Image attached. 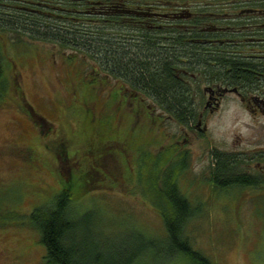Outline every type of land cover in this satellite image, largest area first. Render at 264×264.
Instances as JSON below:
<instances>
[{"label": "rangeland", "instance_id": "1", "mask_svg": "<svg viewBox=\"0 0 264 264\" xmlns=\"http://www.w3.org/2000/svg\"><path fill=\"white\" fill-rule=\"evenodd\" d=\"M220 1L229 4L239 0ZM101 23H92L91 27ZM0 33L4 59L0 75V264L42 262L45 248L27 215L68 183L75 196L71 202L74 208L78 212L94 209L81 235L104 255L114 248L125 251L138 230L158 239L140 264H194L181 253L165 258L167 248L154 234L161 231V221L152 204L157 197L149 194L145 174L161 136L153 139L150 132L153 129L156 134V128L143 111L136 120L130 106L125 108L113 101L118 98L110 85L118 79L109 76L106 83L93 81L89 85L75 71L73 60L63 59L62 63V49L53 46V40L18 36L2 26ZM53 49L56 64L48 52ZM7 62H15L16 70L7 69ZM93 75L98 79L105 74ZM235 111L231 107L209 119V141L199 139L189 147L185 168L177 176L179 187L194 208L185 233L194 249L215 264H264V203L222 201L215 193L211 196L205 181L210 148L245 149L264 144V118L250 119L242 111ZM233 115L238 117L234 119ZM63 138L68 140L65 148L72 164L57 161L55 151L61 149ZM104 141L116 144L108 146L112 156L100 152L102 172L89 152L96 153ZM158 154L166 156L168 152ZM170 162L168 159V166L173 165ZM68 164L70 175L65 179ZM93 168H97L95 172ZM153 168L160 179L164 166ZM105 173L106 180L102 176Z\"/></svg>", "mask_w": 264, "mask_h": 264}, {"label": "flooded vegetation", "instance_id": "2", "mask_svg": "<svg viewBox=\"0 0 264 264\" xmlns=\"http://www.w3.org/2000/svg\"><path fill=\"white\" fill-rule=\"evenodd\" d=\"M138 1L100 4L99 0H86L80 8L50 5L60 18L59 27L51 32H57L52 45L62 49L61 61L73 60L80 74L121 76V94L113 101L130 106L134 117L140 111L146 113L156 128L155 135L161 136L156 145L159 152L188 156L195 141H209V119L231 107L250 119L264 118V3ZM67 10L73 19L65 18ZM55 11L46 10L45 14ZM65 22L77 27L65 31ZM95 22L105 24L99 28L103 35H95L98 26L91 27ZM54 51L48 50L56 64ZM14 64L7 62V69L15 71ZM139 74L155 76L156 83L163 81L166 94L161 95L160 88L148 89V78ZM131 81L137 82L134 91L129 86ZM178 104L186 107L185 120L178 121L174 114L161 109ZM108 146L112 144L107 142ZM210 150L209 167L227 161V170L220 172L222 181L242 179L215 187L209 170L205 181L211 196L215 193L222 201L233 199L236 204L264 203V144ZM213 154L219 155V162Z\"/></svg>", "mask_w": 264, "mask_h": 264}, {"label": "trees", "instance_id": "3", "mask_svg": "<svg viewBox=\"0 0 264 264\" xmlns=\"http://www.w3.org/2000/svg\"><path fill=\"white\" fill-rule=\"evenodd\" d=\"M110 1L112 0H99V3L107 4ZM142 1L149 2L151 0H139L138 2ZM189 1L204 2V0H163V2L166 3L176 2L179 4H185ZM256 1L258 3H264L263 0ZM85 3L86 0H0V26L13 31L18 36L27 34L35 39H49L55 41L57 32H51V30L59 27L57 19L60 18L57 16L56 11L51 10L49 6L63 5L65 8H80L83 7ZM46 10L55 12L54 14H45ZM65 14L67 20L73 19L69 10L65 11ZM52 20L56 22L50 23ZM101 24L103 25L104 23ZM102 25H99L95 35L104 34V32L99 29L103 28ZM63 27L66 29L65 31H67V29H73L77 26L76 24L65 22ZM68 34L73 35V33ZM2 36L3 34L0 33V37ZM68 38L66 32L64 38L65 43H67ZM3 60L0 53V75L3 71ZM81 75H83L84 80H87L86 83L89 85L93 83V81H97L99 84L101 81L106 83V78L109 76L118 80L121 77L105 74L103 75L104 77L97 79L96 76L91 73H83ZM138 76L142 79L148 78V81L151 82V84H149L146 80L145 86L148 89L154 90L155 88H160V94H166L165 90H163L165 87L163 81L156 83L154 79L155 76L153 75L139 74ZM161 77L163 78V76ZM110 86L114 87V94L116 98H119L121 94L120 83L114 82V84L112 83ZM129 86L133 88L132 91L138 88L136 81H131ZM161 109L167 113L174 114L175 119L178 121L185 120L187 114L186 107L180 104L162 107ZM31 114L33 115L34 113L31 112ZM138 114L135 115L136 120H138ZM37 118L42 119L41 117ZM149 129L151 130L150 127ZM153 131L152 129V132H150L151 136H155ZM67 142L68 140L63 138L60 142L61 149L55 151L57 161H70L65 148V143ZM103 143L104 144L96 153H94V151L89 152L92 153L93 161H96V163H94L95 167L98 166L97 168H100L99 171L102 172L103 165L99 162L100 152L101 155H108L109 153V155L112 156L109 152V147L106 148L105 141ZM113 144L115 145L116 143L113 142ZM113 144L112 146H114ZM158 152L157 150L155 152L156 154H152L148 161L145 179L148 180L149 194L151 192V194L157 197L152 204L158 212L161 221V231L156 230L154 234L156 235L157 233L161 237L162 244L167 248V253L164 254V257L170 258L181 253L186 255L194 264H215L200 250L194 249L192 240L185 233V226L193 215L194 208L192 207V202L189 200V197L181 190L177 182L179 172L185 168L184 154L168 153L166 156L163 154L159 156ZM212 156L219 162L218 154H213ZM95 158L98 160H95ZM168 159L173 165L168 166L169 163H166ZM226 162L227 161H221L220 165H217V167H209L210 175H212L210 180L215 187L222 184L242 182V179L239 177L226 181L220 179V172L222 170H227ZM72 163L74 162H69V164ZM69 164L66 165L65 174L61 172L66 176L65 179L69 178L70 175L71 167ZM127 164L129 165L128 169L130 171L131 161L128 156ZM221 164L224 165L222 166ZM155 165H162L165 168V170L162 169L160 179L158 171L153 168ZM97 168H93V171L95 172ZM87 170L86 179H88V173H90L91 168ZM108 172L111 173L110 170H108ZM94 175L97 177V173ZM102 176L105 180L107 179L106 173ZM74 197L71 184L68 183L46 203L34 206L28 213L27 217L29 224L37 231L38 241L45 248V253L40 264H140L146 252L158 244L157 236L147 235L136 230V232L133 233L136 238L130 242L125 251L120 248H114L108 256L104 255L97 245L88 242V240L81 235L82 232L87 230L91 222L90 219L94 214V209L78 212L77 208H74L75 205L73 206L71 203Z\"/></svg>", "mask_w": 264, "mask_h": 264}]
</instances>
